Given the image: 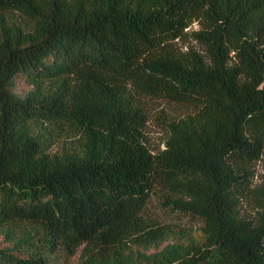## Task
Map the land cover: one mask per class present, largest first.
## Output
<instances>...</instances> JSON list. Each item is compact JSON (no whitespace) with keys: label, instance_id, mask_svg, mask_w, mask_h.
I'll use <instances>...</instances> for the list:
<instances>
[{"label":"trees","instance_id":"trees-1","mask_svg":"<svg viewBox=\"0 0 264 264\" xmlns=\"http://www.w3.org/2000/svg\"><path fill=\"white\" fill-rule=\"evenodd\" d=\"M258 162L264 0H0V264H264Z\"/></svg>","mask_w":264,"mask_h":264},{"label":"rangeland","instance_id":"rangeland-1","mask_svg":"<svg viewBox=\"0 0 264 264\" xmlns=\"http://www.w3.org/2000/svg\"><path fill=\"white\" fill-rule=\"evenodd\" d=\"M196 28L197 26L195 23L190 26V29ZM178 45L182 46V49H184L185 47H192L204 56V52L202 51V49L189 37L181 42H178ZM21 86L22 85L19 83L18 87ZM145 105L147 113V121L144 129L145 145L152 154H155L156 152L161 150L163 146V122L166 119L184 115L188 111V109L165 102L160 99H145ZM253 172L254 178L252 184L258 185L262 182V179L264 177V168L262 163H256L253 167ZM241 211L244 215L252 214L250 205L243 204ZM147 214L163 222H167V220L169 219L166 216L165 212L159 207V204L157 203L155 197L152 198L151 202L147 206ZM4 246H6V243L0 237V248H3ZM65 264H75V259L71 258L69 259V262L67 261Z\"/></svg>","mask_w":264,"mask_h":264}]
</instances>
